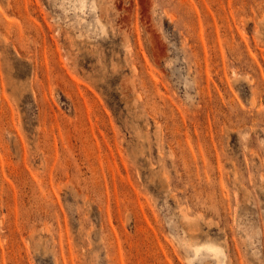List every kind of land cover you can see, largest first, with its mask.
<instances>
[{
    "label": "rangeland",
    "instance_id": "obj_1",
    "mask_svg": "<svg viewBox=\"0 0 264 264\" xmlns=\"http://www.w3.org/2000/svg\"><path fill=\"white\" fill-rule=\"evenodd\" d=\"M0 264H264V0H0Z\"/></svg>",
    "mask_w": 264,
    "mask_h": 264
}]
</instances>
